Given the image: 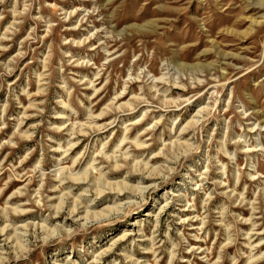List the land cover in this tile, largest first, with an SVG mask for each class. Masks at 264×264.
Masks as SVG:
<instances>
[{"label": "rangeland", "instance_id": "rangeland-1", "mask_svg": "<svg viewBox=\"0 0 264 264\" xmlns=\"http://www.w3.org/2000/svg\"><path fill=\"white\" fill-rule=\"evenodd\" d=\"M0 264H264V0H0Z\"/></svg>", "mask_w": 264, "mask_h": 264}, {"label": "bare ground", "instance_id": "bare-ground-1", "mask_svg": "<svg viewBox=\"0 0 264 264\" xmlns=\"http://www.w3.org/2000/svg\"><path fill=\"white\" fill-rule=\"evenodd\" d=\"M185 130V129H184ZM182 132V131H181ZM180 133V132H179ZM180 135V134H179ZM71 176V175H70ZM86 177V176H85ZM85 177L83 178V180H85ZM74 180H79L80 178H73ZM80 181V180H79ZM69 189V188H68ZM98 190L96 191L97 192V195L96 196H98V197H104L105 195H107V194H114V192H112V188H109L110 190L107 192V191H105L104 189H99V188H97ZM63 193H61L60 194V196H57V198H58V202H61L62 201V195ZM115 194H116V196L118 197V196H120L121 195V192H115ZM68 196V195H67ZM81 199L79 198V199H76V198H74L73 200H72V202L69 204L70 206L68 207V213H69V215H72V216H75V215H77L78 213H79V204L81 203V201H80ZM56 204V203H55ZM58 205V204H57ZM61 205V204H60ZM116 206V205H115ZM57 207V206H56ZM84 207V209H83V215H82V218H84L85 220L87 219V215L89 214H91L92 216H94V217H97V216H103V218H106L107 217V214H109L112 210H114V207H107V206H105L104 208H106L105 210V212L103 211H99L98 213H96V212H92V211H89L88 209H87V207H89V205H85V206H83ZM117 207V206H116ZM58 208V207H57ZM81 217V216H80ZM7 227V226H6ZM5 230V228H3L2 229V232ZM5 232V231H4ZM115 237H117V238H115L113 241H118V242H121V241H123L124 239H125V234L122 232V233H119V234H117ZM109 246H107V247H105L102 251H101V254H102V256L104 255V254H106L107 253V251H109Z\"/></svg>", "mask_w": 264, "mask_h": 264}]
</instances>
